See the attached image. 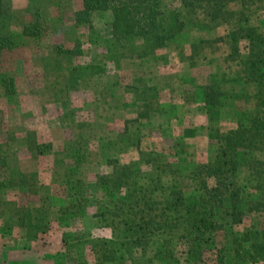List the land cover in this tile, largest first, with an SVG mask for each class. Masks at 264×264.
Returning a JSON list of instances; mask_svg holds the SVG:
<instances>
[{"label":"rangeland","instance_id":"1","mask_svg":"<svg viewBox=\"0 0 264 264\" xmlns=\"http://www.w3.org/2000/svg\"><path fill=\"white\" fill-rule=\"evenodd\" d=\"M8 1L13 29L19 30L29 22L36 9H40L46 18V32L40 39L26 37L21 46L0 56L1 73L13 76L17 87V93L13 95L5 94L0 87V147L8 154L10 165V168L0 169V179L13 175L16 170L37 174L39 178L38 194L12 190L1 198L4 203L0 202V264H81L83 261L95 264L92 241L113 239L112 229L95 218L99 203L106 199L105 192L97 185V177L112 173L109 161H139L140 150L147 154L161 153L164 163L169 165L166 170L173 173L163 176L164 186L181 185L187 203L192 205L198 196L191 173L197 165L211 161L217 146L214 130L227 132L235 128L239 113L251 119L256 109L257 87L247 81L240 61L228 60L232 52L228 36L233 24L212 22L203 9L186 7L182 0H164L167 13L178 9L185 21L184 30L174 42L149 57L125 58L120 62L111 60L114 54L109 51L110 11L96 14L97 30L92 32L75 25L74 15L82 6V0ZM229 8L242 11L241 0L231 2ZM247 14L251 26L264 28V1L248 7ZM78 42L82 43L83 55L75 56L73 64L82 67L86 76L77 81L69 77L68 69L72 65L66 63V59H62L65 70L56 71L57 63L52 54L56 45L73 48ZM240 45L242 53L246 54L247 43L242 41ZM199 63H210L208 66L213 72L206 74L205 69L197 65ZM188 65L194 69L190 70ZM88 66L100 67L103 72L91 76L95 69H85ZM147 75L159 76L161 89L167 91L166 79L167 83H177L175 88L179 91L184 85H192L199 108L205 105L200 87L215 82L226 106L210 109L204 106L206 109L201 110L206 115L197 119L191 115L183 117L181 112L175 114V120L167 116L162 118L159 90ZM164 98L165 94H162L163 103ZM142 102L154 107L164 121L183 124L184 131L175 128L166 132L165 129L159 131V136L155 135L158 140L144 139L141 119L148 118V114L141 109ZM177 106L172 107L176 109ZM30 131L40 143H52L53 152L35 157L28 145L27 133ZM138 138L140 150L136 147ZM253 157L261 159L263 156L256 152ZM78 158L84 162L79 166L76 178L89 188L86 215L66 221L53 220L48 233L38 240H29L26 229L15 225L11 205L5 203L16 201L39 208L42 197L51 195L68 205V170L76 166ZM141 166L145 173L151 171L144 162ZM238 181L246 200L262 198L264 175L252 172L248 162L240 164ZM133 182L143 185L145 180L138 177ZM156 197L163 199L159 193ZM54 213L51 216L55 219L58 208H54ZM217 220L222 229L211 234L215 243L204 246L203 251L179 236H157V245H171L181 264H225L221 261L220 251L228 245L232 229L238 233L248 232L257 241L264 228L261 211L247 210L243 222L232 229L230 220L229 223L221 217ZM152 245L145 253L140 248L133 249V261L136 264H166L156 255V244ZM127 264L134 263L128 260ZM246 264L264 262L248 261Z\"/></svg>","mask_w":264,"mask_h":264},{"label":"trees","instance_id":"2","mask_svg":"<svg viewBox=\"0 0 264 264\" xmlns=\"http://www.w3.org/2000/svg\"><path fill=\"white\" fill-rule=\"evenodd\" d=\"M234 1L182 0V4L200 7L212 22L233 24L228 36L232 47L228 60L240 61L247 81L257 87L254 116L249 119L239 113L235 128L227 132L214 130L217 146L211 161L197 165L191 173L198 196L197 202L192 205L187 203L181 185L164 186L163 176L173 175L166 170L168 163H164L166 161L161 153L142 152L139 138L136 145L140 150L139 161L121 163L120 160H110L112 173L97 177V185L105 192L106 199L99 203L95 218L112 229L113 239L92 241L95 264H127L128 260L136 264L132 257L133 249L140 248L145 253L152 244H156V255L166 264H181L171 245H157V236H179L203 251L204 246L215 243L211 234L222 229L218 217L227 220V223L230 220L232 229L243 222L247 210L264 213V194L257 200H246L238 181L242 162H248L252 172L257 175H264V28L251 26L247 14L248 7L264 0H241L243 10L238 12L229 8ZM102 11L112 13V36L108 45L109 51L114 54L111 60L116 62L125 58L149 57L174 42L185 28L182 13L175 9L168 14L164 9V0H82V7L74 15L75 25L96 31L95 16ZM35 12L29 22L15 30L12 27L11 5L8 0H0V56L21 46L23 38L40 39L45 34L46 18L40 9ZM242 41L247 43L246 54L242 53ZM138 42L141 44L138 45ZM53 52L57 72L65 70L62 59H66V63L72 65L70 69L67 68L72 80L75 78L78 81L86 76L82 67L73 64L75 56L83 55L82 43L78 42L73 48L56 45ZM88 68L95 69L91 76L103 72L100 67H85ZM0 87L5 94L17 93L15 78L1 71ZM200 90L202 101L209 109L226 106L215 82L200 87ZM27 137L29 150L35 157L53 152V144L40 143L34 132H28ZM256 152L263 157L254 158ZM83 162L76 159V166L68 170V205L63 199L51 195L42 197L39 208H30L16 201L5 203L11 205L15 225L26 229L29 240H38L48 233L53 220L66 221L86 215L89 204L86 193L89 188L76 178ZM141 162L151 171L145 173ZM8 167V154L0 147V169ZM138 177L145 180L143 185L133 182ZM12 190L38 194V175L16 170L13 175L0 179L1 203H4L2 196ZM157 193L162 194L163 199H158ZM54 208H58L55 219L51 216L55 214ZM202 251L197 249V252ZM220 252L221 261L225 264L264 262V228L257 241L248 232L238 233L232 229L228 245ZM56 262H60L57 257Z\"/></svg>","mask_w":264,"mask_h":264},{"label":"crops","instance_id":"3","mask_svg":"<svg viewBox=\"0 0 264 264\" xmlns=\"http://www.w3.org/2000/svg\"><path fill=\"white\" fill-rule=\"evenodd\" d=\"M24 39L25 38H23L22 40H24ZM197 65L199 66L200 69L201 68L205 69L206 74H210L213 72L212 67L208 66V65H211L210 63L204 64V65H201L199 63ZM188 66H189L190 70L194 69L190 65H188ZM147 76L149 78H151V80H152L151 83H153V85L156 86L159 90V93H160L159 94V99H160L159 105L162 106L161 110L163 111L161 113L162 118H164L163 116H167V117L171 118V120L172 119L175 120V118H176L175 114L180 113V112L183 114V117H184V115L185 116L191 115V116H194L195 119H197L203 115H206V113L202 112V110H201L202 108L206 109V107H204L205 105L203 104L204 106L199 108V104H197L195 102V94H194V89H193L192 85L189 84L190 85L189 87H187V85H184L183 89H180V91H181L180 92L179 90H177L175 88V87H177V83H174L173 81H170L169 83H167L168 80L166 79V84H168V87H169V89H168L169 91H167V90L161 89L162 83L158 81L159 76H156V75H147ZM184 83H185V81H184ZM188 83H190V82H188ZM166 93H169V95H166ZM162 94H165V98H164L165 102L164 103H163V99H161ZM162 104H167V105H165V107H164ZM176 104H178V106H180V105H182V106L181 107L177 106V108L174 109L172 106L176 105ZM136 108L138 109V107H136ZM163 108H164V110H163ZM141 109L143 111H145V113L148 114V118H146L145 120L143 118L141 119V121L144 122L143 123L144 125L142 127L144 129L143 130L144 139H145V137L146 138L152 137V139L158 140L157 138H155V135L157 134L159 136L160 135L159 131L163 132L165 129H167L166 132L174 130L175 128H178V130L183 132L185 129V126L183 124H177V123H174L172 121H164L162 118H159L158 115L160 113H158L157 110L155 111L154 107L152 108L150 106V104L147 102H142ZM181 109H183V111ZM179 126H181V127H179ZM162 138L163 137H160V139H162ZM174 140H177V138ZM3 244L4 243H2V245ZM0 247H1V245H0ZM10 264H11V262H10Z\"/></svg>","mask_w":264,"mask_h":264}]
</instances>
